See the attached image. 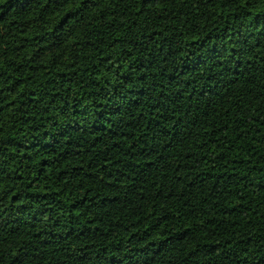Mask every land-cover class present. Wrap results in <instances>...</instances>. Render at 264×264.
Masks as SVG:
<instances>
[{
	"label": "trees",
	"instance_id": "obj_1",
	"mask_svg": "<svg viewBox=\"0 0 264 264\" xmlns=\"http://www.w3.org/2000/svg\"><path fill=\"white\" fill-rule=\"evenodd\" d=\"M0 264H264V0H0Z\"/></svg>",
	"mask_w": 264,
	"mask_h": 264
}]
</instances>
